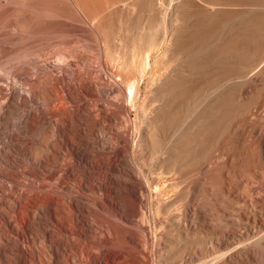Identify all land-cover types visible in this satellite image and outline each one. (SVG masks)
<instances>
[{
  "label": "bare ground",
  "instance_id": "bare-ground-1",
  "mask_svg": "<svg viewBox=\"0 0 264 264\" xmlns=\"http://www.w3.org/2000/svg\"><path fill=\"white\" fill-rule=\"evenodd\" d=\"M53 1L62 3V6H66V3L70 1L79 13L86 12L84 13L86 16L88 9H91L88 11L91 14L98 9L101 15V10L103 8L106 10L108 7L104 4L108 5L107 1L110 2V0H105L103 3L102 0L101 2L98 0ZM121 1L117 6L121 4ZM127 1L123 2L127 4L129 2L130 5L133 3L131 0ZM183 1H180L182 4H179L180 2L177 4L183 5L186 0ZM139 3L142 4V1L139 0ZM249 3L255 5V7L252 5V10L259 9L258 6L263 8L259 9L255 16L250 15L249 20L246 19L247 21L243 24L234 25L233 21L238 10H234L237 8L229 9L228 5H231L230 7L235 5L240 10L239 5H250ZM113 4L116 5L113 2L110 5ZM127 4L124 5L125 8ZM185 4H187L184 12L186 26L184 24V27L180 28L181 31L183 28L184 33H181L182 36L179 39L181 34L177 38L174 34V38L178 41L176 42L172 35L169 36L172 39L166 36V31L171 32L173 25L178 23L177 18H174L175 23L171 22L166 29H162L163 36L165 34L164 37L167 39L166 42L163 41L160 53L165 56L168 50L171 51L169 46L171 48L173 45L168 43L174 39L176 46L173 58L171 56L170 58H138L136 62H128L130 63L129 72L122 81L123 85L120 84V86H116L117 83L113 84L114 81L111 82L112 84L104 85L99 82L94 83L96 93L105 95L108 100L111 98L119 104L120 102L125 103V108L128 107L130 111L128 113L130 115L127 116L130 118V122L128 120L130 124L125 122L130 126L129 131L122 130L124 126L126 127L123 123V127L118 124L116 128L118 137L123 131L128 134L124 133L125 137L128 136V142L124 145L119 142V138L114 139L116 142L113 140L115 157L109 163L111 164L110 169L108 168L110 171L106 172L113 186V195L110 200L111 211L109 212L119 215V218L129 223L136 220L140 225L149 226L153 236V242L149 244L154 250V257L156 256L153 264H251L257 257L254 258L253 253L264 246V120L261 118L264 115V85H261V82L264 83V81L260 80L264 79V39L261 40L262 36L258 37L260 39L256 36L262 34L264 30V25L260 26L264 22V0H206L202 2L198 0V3L194 0H187ZM72 5L70 6L73 7ZM135 5L140 11L146 7V3L142 4L144 8L142 5L140 7L138 0ZM147 5L151 6L149 2ZM67 6L70 7L69 3ZM36 8L34 9L37 10ZM40 10L41 15H44L42 8ZM107 10L105 12H108ZM161 10L165 11L164 8ZM161 10L157 14H160ZM140 11L139 16L148 15L147 12L141 13ZM94 14L96 16L90 15V17L94 16L96 19L98 11ZM114 14L118 16L121 13ZM104 15L101 19L108 18L106 14ZM94 18L91 20L93 21ZM100 21L94 20L93 22L99 23L98 25L96 23L99 26ZM37 22L39 24V21ZM46 22L48 23L47 20ZM104 22L101 24H105ZM49 23L52 26L51 22ZM248 23L249 26L251 25L250 28H247ZM40 25L34 26L36 30L32 28L29 35L27 31V37L24 36L23 40L38 44L43 38L47 40L48 35L50 39L55 37L53 36L56 33H53L54 26L49 28L46 24V28L53 29L51 32ZM248 31L253 37L247 34L248 39H244ZM219 37L220 41L223 39L221 41L223 46L221 42V45L214 43L219 42ZM45 39L43 41L46 42ZM214 39L217 40L214 41ZM210 42L214 46L216 44L222 47L220 51L218 50L221 48L217 50V46L210 48L212 51L216 48L215 50L219 52L217 53L222 54L221 57L225 54H232L235 58L231 56L226 58V55L225 58L220 56L216 58L218 56V54L215 55L216 53L212 55L215 58H211L210 50L208 51L211 57L206 52L208 56L206 58L203 51L209 49V47L205 48L208 44L213 45ZM201 49H203L201 53L205 58L200 57V51L198 52L200 55L195 54L197 58H183V56L179 58L184 55L185 51L187 53L196 51L197 53ZM259 80L261 86L257 85L259 82L256 83ZM121 86L125 88V92L120 88ZM104 103L103 105L109 106L106 102ZM107 106H102L105 115L108 111ZM127 145L129 149L125 147ZM125 150H129L130 155L122 159L121 155ZM208 209H213V211L209 212ZM148 214H151L150 219L155 220L154 222L148 220ZM102 215L99 218L98 215L96 216V264H145L146 257L142 256L140 260L135 252L138 248L148 249V241L127 235L126 231L125 233L118 231L117 223L106 217L107 215ZM170 231L177 233L179 242H172L165 238ZM190 238L193 240L189 241Z\"/></svg>",
  "mask_w": 264,
  "mask_h": 264
},
{
  "label": "rangeland",
  "instance_id": "rangeland-1",
  "mask_svg": "<svg viewBox=\"0 0 264 264\" xmlns=\"http://www.w3.org/2000/svg\"><path fill=\"white\" fill-rule=\"evenodd\" d=\"M10 1L11 3H9ZM10 1L0 0V264H96V216L98 215L99 218L100 215L103 216L102 214L107 215L106 217L117 223L118 231L124 233L126 231L127 235L146 239L148 244L149 242L152 244L153 236L149 226L140 225L136 220L129 223L123 218H119V215L109 212L111 211L110 200L113 195V186L106 172L110 171L111 164L109 163L115 157L113 155L115 144L113 143L116 140L114 139L119 138V142L124 145L128 142V136L125 137L127 134L125 132L126 130L128 132L130 127L128 125L130 118L127 117L130 115L128 114L130 111L128 107L125 108V103L120 102L119 104L114 100L112 101L111 98L108 100L105 95L96 93V89H94L96 84L94 85V83L99 82V84L104 85L114 81L113 84L117 83L116 86H120V84L123 85L122 81L125 75H128V65L131 62H136L138 58L172 57L178 41L176 38L184 33L183 28L182 31L180 28L186 26L184 12L187 8V4H185L187 0L183 5H180L181 7L177 3L183 0H140L143 5L146 3L143 11L138 8L139 4L140 7L142 5L139 0L138 9L135 7L137 0H131L133 2L131 5L128 2L130 0H116L117 2L112 0L116 4L115 6L121 1L122 5L119 4L117 7L114 4L110 5L112 4L111 0L110 2L106 0L108 5H104L105 7L108 6V10L106 8L108 12H105V8L103 10H105L104 14L108 18H103L105 22L101 19L102 16H105L103 10H101L103 15H100V10L96 9L100 19L98 17L95 19L94 16L91 18L90 15L96 16L94 14L96 12L88 13L91 10L88 9L87 18L86 12H84L85 14L79 13L70 1L68 2L69 6L72 5L73 7H68V3L66 6H62V3H55L52 0ZM98 1L101 2V0ZM123 1H127L128 4ZM151 1L153 2L150 3ZM194 1L198 3V0ZM103 2L105 0H102ZM122 2L124 5L127 4V8ZM148 2L151 4L150 7L147 5ZM158 2L163 4L160 5L161 3ZM181 2L179 4H182ZM247 4L239 5L240 10L235 5L232 7L228 5L229 9L237 8L234 10H238V17L235 18L237 20L234 19L233 21L234 25L243 24L249 20L250 15L255 16L257 11L263 8L258 6L260 8L257 10L254 8L255 11L252 10L253 6L255 7L254 4ZM120 5L121 7H119ZM33 6L34 8L38 6V9L35 10ZM161 6L165 11L161 10L163 9ZM40 7L44 15H41ZM150 8H152L151 11ZM158 9L161 10L160 14H157ZM139 11L141 13L145 11L148 15H145L146 17L139 16ZM240 11L247 15H242ZM62 12L65 14L63 15ZM113 12L121 14L117 16ZM109 14L112 15L113 19ZM163 16L165 17L163 18ZM93 18L96 21L101 20V27L100 25L97 26L99 23H94V20H91ZM174 18L178 19L179 24L173 25L174 28L176 27L175 29L172 27L175 33H171L174 32L173 30L171 32L166 31V36L168 39H172L169 36L172 35L174 38L175 34L176 42L174 39L173 41L170 40L171 43L168 44L174 47L170 48L169 46L171 51L168 50L166 55L162 56L160 53L161 45L167 39L164 37L165 34L163 36V28L166 29L171 22L175 23ZM107 19L109 21H106ZM155 20L157 22L154 23ZM242 20L244 21L242 22ZM111 21L113 22L110 23ZM44 22L49 25V28L54 26V32L53 29L46 28L47 25ZM103 22L105 24L102 25ZM40 23L44 25L41 26ZM155 24L157 25L155 26ZM165 24L166 26H164ZM39 25L45 27V30L56 32L53 35L55 37H52L51 34L53 39H50V35H48L47 40L43 38L38 44L28 40L25 42L23 39L27 35V31L29 35L31 29ZM263 25L264 22L260 26L263 27ZM247 26V28L251 27L249 23ZM179 31L180 33H178ZM262 32V34L258 33L259 36L256 35L257 38L262 36L261 40L264 39V30ZM247 34H250L251 38L253 37L249 31ZM248 35L242 36L244 39H248ZM220 37L218 43L215 41L217 39H214L215 42L212 41L221 45L223 39L220 41ZM44 39L46 42L43 41ZM54 41L56 42L54 43ZM53 44L55 45L52 46ZM216 44L215 46L208 44L205 48L209 47V49L203 51V53L205 52L204 55L206 52L207 55L210 54L208 50L212 52L211 56L215 53L217 55L222 47ZM212 46H217V50L221 49L216 51L215 48L213 52L214 47L212 48ZM53 47L54 49H52ZM202 50H198L197 53L196 51L195 53L194 51L191 53L185 51L186 53L184 52V55L179 58L182 56L183 58H197L195 54L196 56L197 54L200 55L198 52L201 53ZM203 53L200 57L204 56ZM221 55V53L218 54L216 58L221 57ZM225 55L226 58H230V56L235 58L232 54ZM225 55L221 58H225ZM211 58L215 57L212 56ZM117 66H119L118 69ZM98 72L100 73L98 74ZM260 80L264 81V79ZM260 80L256 81V83L259 82L257 85H264L263 82L260 83ZM120 88L123 89V86ZM123 90L125 92V88ZM104 102L110 107L103 105ZM112 104L113 107H111ZM102 106H107L106 115L102 111ZM96 113L101 117L95 115ZM116 115L117 117L118 115L121 116L117 118ZM123 118H127L126 121ZM261 118L264 120V115ZM122 123L126 127H123ZM118 124L124 128H121L122 130H125L120 135L121 138L117 136L116 132ZM102 145L104 146L102 147ZM125 147L129 149L128 145ZM124 152L121 155L122 159L130 155L129 150ZM208 210L209 212L213 211V209ZM148 215V220L154 222L155 220L150 219L152 218L151 214ZM165 238L172 240V242H179V237L174 231H170ZM191 239L193 240L190 238L189 241ZM151 244L148 245L150 249ZM200 246L204 247L203 245ZM263 247L256 249V252L254 251V258L257 256V259L255 258L256 260L254 259L251 264H264ZM149 248H138L135 252L136 257L140 260L142 256L146 257L145 264H153L156 258V256L154 257V250Z\"/></svg>",
  "mask_w": 264,
  "mask_h": 264
}]
</instances>
